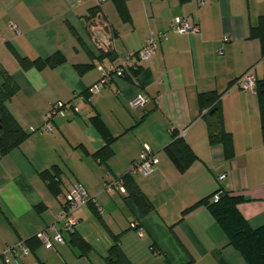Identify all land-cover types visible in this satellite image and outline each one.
<instances>
[{
  "label": "crops",
  "instance_id": "1",
  "mask_svg": "<svg viewBox=\"0 0 264 264\" xmlns=\"http://www.w3.org/2000/svg\"><path fill=\"white\" fill-rule=\"evenodd\" d=\"M96 6L97 0H0V70L18 85L7 107L28 133L0 158V264H107L114 244L133 264H250L206 203L186 209L224 185L245 197L238 208L249 225H264L260 94L233 82L251 69L264 84V42L251 34L264 15V0H105L102 8L115 32L113 58H99L89 46L87 21ZM176 17L199 31L170 30ZM160 31H168L167 38L136 76L114 78L91 93L101 78L99 66L119 65ZM54 54L55 66L25 68L19 58ZM140 92L147 102L134 107L131 99ZM208 92L223 93L224 126L234 148L230 160L222 145L210 142L200 101ZM60 100L72 101L78 111L55 116L51 131H31ZM96 116L113 138V153L105 159L95 155L105 144ZM173 132H183L196 155L183 171L167 151ZM145 144L159 158L150 175L133 176L152 205L147 213L127 193L104 190L142 159ZM219 173L227 174L225 182L218 181ZM44 174L58 177L57 191ZM75 182L92 196L76 211L79 242L71 243L64 232L62 242L46 247L37 233L46 229L53 238V225L62 229L58 215ZM20 241L29 252L6 261L3 251Z\"/></svg>",
  "mask_w": 264,
  "mask_h": 264
},
{
  "label": "trees",
  "instance_id": "2",
  "mask_svg": "<svg viewBox=\"0 0 264 264\" xmlns=\"http://www.w3.org/2000/svg\"><path fill=\"white\" fill-rule=\"evenodd\" d=\"M251 34L252 36L260 37L264 42V15L261 17L260 22L252 27ZM105 56L113 58V51L106 54L102 53L98 57L103 58ZM19 58L21 65L25 68L41 63L49 64L51 66H55L59 63V58L55 54L47 57L46 59L38 60L22 56ZM140 67L141 66L139 65L137 67H130V69H126L124 77L132 79L137 75ZM236 81L237 79L233 82ZM17 90L18 85L13 80L12 75L0 70V158L11 149L18 146L28 134L16 122L7 107V102L17 92ZM257 92L260 94V104L264 124V84L258 80ZM222 95L223 93L215 92L201 93L200 101L203 108L202 111H204V117L208 120L210 142L214 145H222L224 158L226 160H230L234 156L233 139L231 133L228 132L224 126V118L221 107ZM85 99L91 100V95L89 93L85 94ZM93 121L105 139V144L95 153V155L102 156L105 159L113 153V138L110 136L106 125L99 116L93 117ZM167 151L178 169L182 171L185 170L191 161L196 158L195 153L185 142L184 138L176 132H173V140L167 146ZM44 175L50 188L57 191L59 186L58 177L52 174ZM120 178L124 182L128 196L134 200L144 213L149 212L152 205L129 171L120 176ZM216 194H219L218 199H214ZM244 200H246L244 196L234 195L224 185H221L212 194L201 199L186 209V211L198 204L206 203L218 221L228 232L230 243L234 244L241 250L247 261L250 264H264V225L258 228H252L249 225L238 208L239 203ZM68 234L71 235V243L76 244L79 242V238L75 237L76 229L72 232H68ZM106 261L107 264H133L119 244H114L108 249Z\"/></svg>",
  "mask_w": 264,
  "mask_h": 264
},
{
  "label": "built area",
  "instance_id": "3",
  "mask_svg": "<svg viewBox=\"0 0 264 264\" xmlns=\"http://www.w3.org/2000/svg\"><path fill=\"white\" fill-rule=\"evenodd\" d=\"M104 1L105 0H97V6L87 21L89 46L97 56L114 50L115 32L102 8V3ZM198 1L203 3L205 0ZM9 28L14 32H19V28L14 22L9 23ZM170 30L177 33H197L199 31V26L195 23H191L185 17H176L170 24ZM167 35L168 31L151 32L146 37L142 48L136 52L127 54L119 65L112 64L109 67L104 65L99 66V69L101 70V78L90 88L91 93H98L102 87L108 85L114 78H123L126 69L137 67L142 61L153 57L158 51L159 42L166 39ZM235 84L245 90H250L252 92L257 91V78L251 69L239 77ZM146 102L147 97L143 92L136 94L131 99V104L134 107L143 106ZM71 108L78 111L77 106L72 101L64 102L60 100L53 103L45 114L43 125L39 128L31 127V131H51L54 127L55 116H64ZM179 135L183 136V132ZM158 162L159 158L157 153L149 145L145 144L142 159L133 162L129 173L132 176L137 174L144 176L150 175L155 170ZM217 179L220 183H223L227 180V174L219 173ZM104 190L108 192L119 190L122 193H127L124 182L120 177L107 182ZM218 198L219 194H216L214 199ZM91 201L92 196L81 183H72L66 193L64 210L58 215V221L62 223V229H58L53 225V238L49 236L46 229L39 231L37 237L46 247H52L53 241L62 242L64 240L63 232H72L79 224L76 211L79 208L88 205ZM137 225L138 223L136 221L131 223L133 228H137ZM139 233L142 234L143 231L140 230ZM18 251H21L22 254H27L29 248L23 241H20L15 245L7 246L2 253V256L6 261H9L10 256L18 254Z\"/></svg>",
  "mask_w": 264,
  "mask_h": 264
}]
</instances>
